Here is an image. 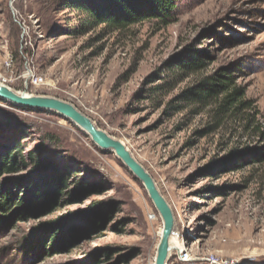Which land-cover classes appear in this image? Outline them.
Here are the masks:
<instances>
[{
    "label": "rangeland",
    "instance_id": "374dc122",
    "mask_svg": "<svg viewBox=\"0 0 264 264\" xmlns=\"http://www.w3.org/2000/svg\"><path fill=\"white\" fill-rule=\"evenodd\" d=\"M80 20L65 0H0V79L70 104L122 142L170 205L183 250L264 264V0H177L170 25L121 32H81ZM25 67L44 84L26 85ZM216 75L233 76L248 108L206 95ZM0 136L72 175L47 214L0 212V264H154L161 219L113 152L54 112L1 99Z\"/></svg>",
    "mask_w": 264,
    "mask_h": 264
},
{
    "label": "trees",
    "instance_id": "16d2710c",
    "mask_svg": "<svg viewBox=\"0 0 264 264\" xmlns=\"http://www.w3.org/2000/svg\"><path fill=\"white\" fill-rule=\"evenodd\" d=\"M176 4L177 0H65V5L71 12L84 17L85 23L79 21L81 32L82 24L87 32L96 27H102L108 32H121L145 22L167 26L174 22ZM22 25L30 30V24ZM20 52L22 55L18 50L17 57L28 62L27 49H21ZM216 77L219 75L213 80L220 84L207 85V96H216L221 90L223 104L232 107L239 102V106L248 108L250 101H240L243 92L240 87H234L233 76L221 77L222 82L217 81ZM259 131L264 138V128ZM11 142L10 137L0 136V179L5 175L16 174L23 166H32L33 169L27 175L18 176L15 182L9 179L0 181V212L7 213L17 206L18 212L15 214L25 218L27 214H47L58 208L62 193L72 192L66 191L67 181L72 175L53 159H42L39 149L35 154L31 151L23 154L18 146L19 142ZM89 190L90 188L79 187L73 191L87 193ZM73 198L71 196L68 199Z\"/></svg>",
    "mask_w": 264,
    "mask_h": 264
},
{
    "label": "water",
    "instance_id": "95a60500",
    "mask_svg": "<svg viewBox=\"0 0 264 264\" xmlns=\"http://www.w3.org/2000/svg\"><path fill=\"white\" fill-rule=\"evenodd\" d=\"M0 99L16 106L54 112L85 132L100 149L111 151L129 172L142 184L162 222V232L156 249L154 264H166L168 241L174 227V217L170 205L158 191L149 173L136 161L124 144L99 130L90 119L73 106L55 98L26 96L0 85Z\"/></svg>",
    "mask_w": 264,
    "mask_h": 264
},
{
    "label": "built area",
    "instance_id": "2783aa9c",
    "mask_svg": "<svg viewBox=\"0 0 264 264\" xmlns=\"http://www.w3.org/2000/svg\"><path fill=\"white\" fill-rule=\"evenodd\" d=\"M22 32L25 33L26 28L22 25ZM28 30V29H27ZM20 55L21 52H20ZM4 65L7 69L13 67V59L11 56L7 55L4 59ZM27 62H25L26 65ZM26 68V67H25ZM25 84L31 87H40L44 84V79L41 76L34 74L28 68L25 69ZM0 85L8 87V81L6 79H0ZM156 214L153 212L148 214V219L150 221L156 220ZM172 264H239L238 261L234 259H226L219 256L218 253H202V254H192L186 250L175 251Z\"/></svg>",
    "mask_w": 264,
    "mask_h": 264
},
{
    "label": "bare ground",
    "instance_id": "6f19581e",
    "mask_svg": "<svg viewBox=\"0 0 264 264\" xmlns=\"http://www.w3.org/2000/svg\"><path fill=\"white\" fill-rule=\"evenodd\" d=\"M26 95V94H25ZM28 96V95H26ZM61 121V120H60ZM64 122L62 120V122H60L59 125H63ZM162 232V230H161ZM159 236H161V233L159 234ZM168 247H169V251H168V254L172 251V250H175V251H178V250H182L183 247H182V244L179 240H177V238L174 236V234L172 233L171 236L169 237V241H168Z\"/></svg>",
    "mask_w": 264,
    "mask_h": 264
}]
</instances>
